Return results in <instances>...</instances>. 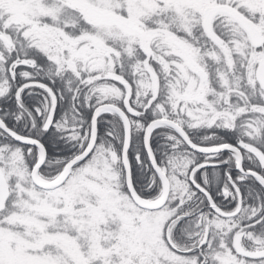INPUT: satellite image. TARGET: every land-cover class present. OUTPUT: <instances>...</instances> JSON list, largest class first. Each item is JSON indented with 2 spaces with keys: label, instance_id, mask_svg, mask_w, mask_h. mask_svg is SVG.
Listing matches in <instances>:
<instances>
[{
  "label": "snow or ice",
  "instance_id": "snow-or-ice-1",
  "mask_svg": "<svg viewBox=\"0 0 264 264\" xmlns=\"http://www.w3.org/2000/svg\"><path fill=\"white\" fill-rule=\"evenodd\" d=\"M0 264H264V0H0Z\"/></svg>",
  "mask_w": 264,
  "mask_h": 264
}]
</instances>
